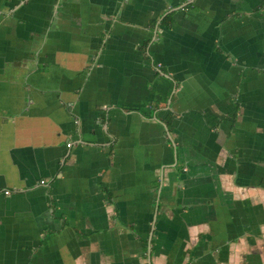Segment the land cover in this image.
Returning <instances> with one entry per match:
<instances>
[{"label":"crops","instance_id":"crops-1","mask_svg":"<svg viewBox=\"0 0 264 264\" xmlns=\"http://www.w3.org/2000/svg\"><path fill=\"white\" fill-rule=\"evenodd\" d=\"M0 264H264V0H0Z\"/></svg>","mask_w":264,"mask_h":264},{"label":"built area","instance_id":"built-area-1","mask_svg":"<svg viewBox=\"0 0 264 264\" xmlns=\"http://www.w3.org/2000/svg\"><path fill=\"white\" fill-rule=\"evenodd\" d=\"M6 193H8V191H6Z\"/></svg>","mask_w":264,"mask_h":264},{"label":"trees","instance_id":"trees-1","mask_svg":"<svg viewBox=\"0 0 264 264\" xmlns=\"http://www.w3.org/2000/svg\"><path fill=\"white\" fill-rule=\"evenodd\" d=\"M170 23V22H169Z\"/></svg>","mask_w":264,"mask_h":264}]
</instances>
